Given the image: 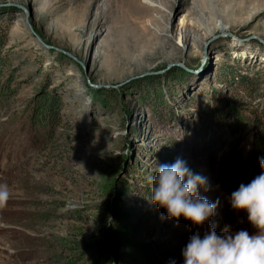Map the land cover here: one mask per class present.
<instances>
[{
	"label": "rangeland",
	"instance_id": "rangeland-1",
	"mask_svg": "<svg viewBox=\"0 0 264 264\" xmlns=\"http://www.w3.org/2000/svg\"><path fill=\"white\" fill-rule=\"evenodd\" d=\"M0 82V264H148L116 225L150 264H183L207 224L143 213L177 158L219 198L218 233L256 231L228 197L264 157V0H0ZM46 93L49 125L32 121Z\"/></svg>",
	"mask_w": 264,
	"mask_h": 264
},
{
	"label": "clouds",
	"instance_id": "clouds-1",
	"mask_svg": "<svg viewBox=\"0 0 264 264\" xmlns=\"http://www.w3.org/2000/svg\"><path fill=\"white\" fill-rule=\"evenodd\" d=\"M260 173L248 183H241L231 192L228 201L234 210L247 213V220L256 229L233 230L225 225L217 232V224L210 223L220 204L219 198L210 201L199 189L209 190L207 177L194 173L186 161L177 158L171 164H158L150 177V202L166 210L168 219L183 217L196 230L181 249L183 264H264V157L258 158ZM6 184H0V205L9 198ZM107 224L112 226L109 216Z\"/></svg>",
	"mask_w": 264,
	"mask_h": 264
},
{
	"label": "trees",
	"instance_id": "trees-1",
	"mask_svg": "<svg viewBox=\"0 0 264 264\" xmlns=\"http://www.w3.org/2000/svg\"><path fill=\"white\" fill-rule=\"evenodd\" d=\"M0 88L5 89V91L9 90V86H3V84L0 82ZM57 98L49 95L48 93L41 95L35 104V113L32 118V121H36V123L41 124H52L55 122L54 120V112H55V106H56ZM165 162V160H164ZM161 208H158L155 204H152L150 202V199L147 200V203L144 206V214H147L148 218L153 217L157 218V216H161L162 212L160 210ZM115 213L117 215L116 220L121 221V217L125 216L127 217L126 212L117 209L115 210ZM143 214V215H144ZM159 214V215H157ZM112 231L108 236L112 237L116 242H118V245L120 249L128 248L129 250L126 251L127 253H131V258L139 261H144L148 264L151 263L149 258V253L147 252V246H145L143 243L138 241L134 236L127 233L125 230H123L120 226H113Z\"/></svg>",
	"mask_w": 264,
	"mask_h": 264
},
{
	"label": "bare ground",
	"instance_id": "bare-ground-1",
	"mask_svg": "<svg viewBox=\"0 0 264 264\" xmlns=\"http://www.w3.org/2000/svg\"><path fill=\"white\" fill-rule=\"evenodd\" d=\"M182 24V32L179 34V43H185L189 37H190V33L189 31L187 30V27L185 26L184 24V20L183 22L181 23ZM183 27H184V30H183Z\"/></svg>",
	"mask_w": 264,
	"mask_h": 264
}]
</instances>
